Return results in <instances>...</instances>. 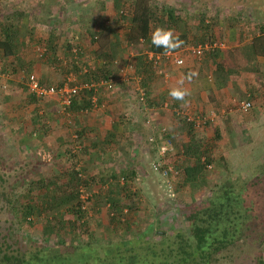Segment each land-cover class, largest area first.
Returning <instances> with one entry per match:
<instances>
[{
    "label": "rangeland",
    "instance_id": "1",
    "mask_svg": "<svg viewBox=\"0 0 264 264\" xmlns=\"http://www.w3.org/2000/svg\"><path fill=\"white\" fill-rule=\"evenodd\" d=\"M153 1L149 0L151 5L156 4ZM203 1L158 0V2H166V5H175L182 14H186L185 28L190 34H186L188 44L185 46L187 47L179 48L182 63L175 66L162 62L163 72L159 74L156 72L157 69L151 68L156 77L150 86L152 96H148L156 102L152 106L148 105L151 109L144 110L138 102H135L137 105L133 103L137 95L134 88L140 80L138 76L124 85L126 87L122 90L119 86L124 81H115L114 86L105 92L101 86H98L94 96L102 100L103 106L99 107L100 103L97 104L98 106H94L91 113L94 114L103 109L110 115L113 111H109L107 106L112 109L113 102L116 108L121 110L119 114L122 118L130 119L128 121L130 123L127 122L128 124L125 123V125H133V130L130 131L127 127L128 131H124L127 135L122 138L124 141L118 139L112 149L102 155L93 154L91 150H88L89 138L84 137L82 145L87 148V151L83 158L75 149L78 145L72 132L67 129L58 97H44L40 100L36 99L35 102H29L26 91H23L25 88L22 89L23 85L25 86L23 78L26 73L31 72L44 85L55 86L62 83L66 77L74 79L70 84L82 83L81 80L78 81L81 71L74 72L72 68L65 71L53 61L44 60L42 52L46 47L44 37L47 32L55 33V39H60L57 40L55 49L56 61H65L64 43L71 41L80 45L79 62L85 68L98 59L99 54L96 56L99 52L98 45H106L104 41L112 39L110 36L114 32L118 37L115 56L126 67V74L131 75L135 52L120 37L124 22L116 25L117 10L115 11L112 7V0H43V3L41 0H0V25L11 21L22 34L17 58L0 61L6 68L18 69L17 73H10L9 70L0 72V233L4 230L9 233L13 231L24 244L35 242L42 245L43 243L47 247H57L69 241L96 243L114 239L116 233L112 232L107 223V209L103 202L104 189L107 184L117 187L121 182L120 171L124 169H132L135 172L131 187L136 193L133 199L137 206L132 215L130 214L132 219L130 232L144 228L148 222L152 223L153 228L168 234L173 230V225L183 226L180 208L185 204L184 201L188 200V188H178L174 185L175 178L168 179L167 176L159 175L151 169V163L157 153L152 143L148 142L149 135L155 136V139H169L172 149L162 156V161L171 166L182 158L180 152L182 142L194 140L205 146L213 161L211 165L205 166L208 186L215 183L218 176L229 170L238 175H248L250 166L264 157V64H260V60L259 71L242 73L236 77L235 82L231 83L232 87L224 88L214 82L213 67L208 56L194 58L187 49L196 42L191 37L197 30L196 16L199 13L204 15L203 21L210 27L207 32L208 39L223 42L225 48L241 44L242 41H238L240 38L249 39L251 29L249 26H243L241 37L236 27L225 28L224 21L221 24L216 21L217 16L214 12L218 14L220 10H223L224 14L230 12L216 7L214 2L203 4ZM234 1L223 0V5L233 6ZM100 29L103 33L99 36V43H102L95 44L88 31L99 33ZM153 48L155 52L152 54L164 52L163 47L153 46ZM150 54V52L147 53V60ZM20 64L29 65V70L20 72ZM193 73L195 75H190ZM182 78L184 83L181 85L179 81ZM133 84H135L134 88L131 86ZM173 88L188 90L190 95L185 98L187 103L174 100L169 95ZM105 98L107 99L104 103ZM111 99L112 102H110ZM238 99H248L251 108L246 112L237 110L236 100ZM128 102L137 106V114L131 115ZM162 102H166L167 106H163ZM48 107L53 114L51 119L57 117L60 119L58 122L61 124L60 130L42 131V116L45 115L44 110ZM179 108L183 111L181 115L185 120L188 116L187 121H190L192 115L196 118L191 127V133L187 132L185 122L179 119L182 116L174 114V109ZM113 113L117 116V112ZM154 116H156L155 119H153ZM158 122L161 125H157L160 124ZM214 128H218L220 135L217 140L213 138ZM126 143L136 145L140 149L137 153L129 152L130 149L127 148ZM42 151H47L51 157L42 158ZM94 160L98 162L95 163ZM102 162H105L107 172L105 177H102V183L89 186V193L93 194V200L85 211L86 225L79 228L75 234L71 235L67 231L58 237L53 234H43L42 218L32 216L31 224L23 225L9 208L12 203L8 200L13 202L14 199H18L23 192L24 180L28 178L40 176L54 178L55 173L57 175L65 173L71 168L74 171L78 170L81 174L93 175L98 182L96 166ZM62 177L59 176L60 181L58 177H55L56 182H62ZM206 189L207 187L202 186L199 190H193V196H199L200 192ZM61 218L67 220L71 219V216L62 215ZM251 254L242 253V255L237 254L238 256L235 254L236 259L229 264H255Z\"/></svg>",
    "mask_w": 264,
    "mask_h": 264
},
{
    "label": "trees",
    "instance_id": "2",
    "mask_svg": "<svg viewBox=\"0 0 264 264\" xmlns=\"http://www.w3.org/2000/svg\"><path fill=\"white\" fill-rule=\"evenodd\" d=\"M208 2H214L216 7L230 12L225 13L224 18L221 17V14H224L223 10H220L219 14L214 12L217 16L216 21L219 24L224 21L225 28L236 27L241 37L243 26H249L251 29L249 39L238 40L242 41L241 44L210 50L204 54L212 63L214 82L220 87H232L231 83L235 82L237 76L259 71L260 60V64H264V0H235L234 5L228 7L223 5V0H204L203 4ZM153 3L157 5H151L149 0H112V7L115 11L117 10L116 25L124 22L120 37L135 52L130 76L139 77L138 88L143 93V101H138L137 96L134 101L138 102L141 108L146 109H151L150 106L156 103L148 98L150 86L156 79L155 72L151 69L154 65L147 60V53L155 52L151 42L152 32L157 28L172 29L174 35L184 41L182 46L188 44L186 34H190L185 28V13L182 14L175 5H166V2L154 0ZM196 17L197 30L191 38L197 43L194 42L193 46L211 40L208 39L207 32L210 27L203 21L204 15L199 13ZM88 33L96 44L99 43V36L103 32L100 29L99 33L92 30ZM54 34L48 33L46 47L42 52L44 60L53 61L65 71L71 68L74 72L80 71L81 51L76 62L70 57V49L73 46L79 48L75 42L64 43L63 55L66 59L62 62L56 61L55 49L58 39H55ZM21 36V32L11 21L1 23L0 61L17 58L19 46L22 43ZM110 37L112 39L104 41L108 47L98 45L99 52L96 54V56L99 54L98 59L93 61L92 65L81 73V76L79 75L78 81L91 83L107 79L109 76H117V70L123 67L121 60L115 56L118 37L114 32ZM114 60H118V65L114 63ZM8 70L10 73L18 72V69L6 68L0 62V72L4 73ZM19 70L20 72L28 71L29 65L20 64ZM61 84L60 82L55 87ZM22 89L26 91L29 102L36 101L24 85ZM95 94L96 91L93 88L76 90L70 96L69 104L64 110L68 113L69 130L78 145L75 149L83 158L88 146L96 148V153L102 155V153L107 154L118 141L115 133L108 131L102 141H95L92 134L93 143L91 142L87 148L82 145L83 138L88 137L91 130L85 124L80 125L79 118L81 113H91L94 106H98L97 104L100 103L98 98L95 105L90 102L91 96ZM119 117L122 118L121 114ZM120 119L121 124L130 123L129 118ZM179 119L185 122L187 132L191 133V127L196 120L194 115L190 121L185 120L183 116ZM115 126L112 124V128ZM132 126L130 124V128L128 127L130 131L133 130ZM213 135L214 140L219 139L218 128H214ZM206 149L194 140L182 142L180 144L182 158L172 164V170L167 174L168 179L175 178L174 185L178 188L187 187L189 194L188 200L184 201L185 204L180 208L183 226L173 225L170 234L161 233L160 230L153 228L151 222H148L144 228L130 232L132 227L130 214L132 215L137 206L133 199L136 193L131 187L135 172L132 169H124L120 171V184L117 187L107 184L104 189L103 202L107 209V223L112 232L116 233L114 239L96 243L69 241L57 247H47L43 243L42 245L35 242L24 244L12 230V233L4 232V230L0 233V264H229L242 253H252L255 264H264L262 260L264 257V157L253 165L254 168L250 166L248 175H238L229 170L218 176L216 182L208 186L205 166L211 165L213 161ZM106 172L105 162H102L96 166L98 182L93 175L81 174L78 170L74 171L71 168L65 173L58 175L55 173L54 176L58 177L59 181V176H63L60 183L56 182L55 177L28 178L24 180L23 192L18 199H14L13 202L8 200L12 203L9 208L23 225H30L32 216L42 218L43 234H53L57 237L65 231L71 235L75 234L79 228L86 225L85 211L93 200V194L89 193V186L102 183V177H105ZM202 186L207 189L194 197L193 190H199ZM81 189L87 194L84 201L80 198ZM62 215H70L71 219L63 220Z\"/></svg>",
    "mask_w": 264,
    "mask_h": 264
},
{
    "label": "built area",
    "instance_id": "3",
    "mask_svg": "<svg viewBox=\"0 0 264 264\" xmlns=\"http://www.w3.org/2000/svg\"><path fill=\"white\" fill-rule=\"evenodd\" d=\"M225 48V45L223 42L217 41V40H210L206 41L204 43L197 44L195 46H191L190 48H187L190 55L194 58H199L203 56L205 53L209 52L210 50L214 49H223ZM80 54V49L76 46H73L70 49V57L72 60H77ZM152 54V53H151ZM148 57V60L154 65L155 70L157 69V73L163 72V69L161 67L162 62L165 64L166 62L169 64H173L175 66H179L182 63V58L179 55V50L174 51L170 55H164L162 54H152ZM114 63L118 65V60H114ZM80 71L81 73L86 71V68L80 65ZM165 75V74H164ZM134 77H131L130 75L126 74V67H120L117 70V76L111 77L109 76L107 79H101L98 82H83L80 84H70L71 81H74V79L66 77L65 80L62 82V84L59 87H55L52 85H44L41 84L36 75L33 73H26L24 75V84L26 87L27 92H29L31 95H33L37 100H40L44 97H52L56 96L58 97L61 105V110L64 112L65 107L69 104L70 96L73 95L76 90L82 89V88H95L97 86H102L106 90H110L113 86L115 81H131ZM137 87V86H136ZM137 100L142 102L143 101V93L137 89ZM96 97L94 95L91 96L90 102L95 105ZM236 107L237 110L241 112H246L251 108V103L248 100H239L236 101ZM163 106H167L166 102L162 103ZM146 110V108H143ZM175 114H183L182 110L174 109ZM188 118V116H187ZM186 118V120H187ZM162 131V130H161ZM148 142L152 143L154 146L157 155L154 158V161L151 163V169L156 172L159 175L167 176L169 172L172 170V166L168 164H164L162 161V156L170 151L172 149L171 142L168 138H159L155 139V136L149 135L147 137ZM87 194L83 191V189L80 190V198L82 201L86 198ZM84 207V205H82Z\"/></svg>",
    "mask_w": 264,
    "mask_h": 264
},
{
    "label": "crops",
    "instance_id": "4",
    "mask_svg": "<svg viewBox=\"0 0 264 264\" xmlns=\"http://www.w3.org/2000/svg\"><path fill=\"white\" fill-rule=\"evenodd\" d=\"M41 3H43V0H41ZM93 3V2H92ZM90 4V3H89ZM222 13V12H221ZM221 17H225V14H221ZM47 36H48V32L45 34V37H44V42L46 43V39H47ZM58 40H60V39H58ZM80 46V45H79ZM122 83V82H121ZM120 83V84H121ZM127 84H129V81H127V82H123V84H121V86H119L120 88H121V90H122V88L124 87H126V86H124V85H127ZM133 85H135V84H133ZM133 85H131L132 86V88H134V86ZM131 86H130V88H131ZM98 87V86H97ZM97 87H95V88H93L95 91H96V89H97ZM101 89L105 92V91H107L106 89H104L102 86H101ZM136 91H137V89H138V85H137V87H135L134 88ZM126 91V90H125ZM124 92V91H123ZM96 93H97V91H96ZM137 93V92H136ZM165 93H167V92H165ZM207 93V92H206ZM104 94H102V96H103ZM150 95L152 96V94H149V97H150ZM96 97V96H95ZM104 97V96H103ZM97 99V98H96ZM99 99V102H100V105H99V107H101V106H103V104H101V102H102V100H100V98H98ZM106 99L107 98H105L104 99V103L106 102ZM109 100H110V98H108ZM133 99V98H132ZM149 99H151V98H149ZM118 100V99H117ZM153 100V99H152ZM113 100L111 99V101L110 102H112ZM119 102H123V101H119ZM133 103L134 104H136L137 105V103H135V101L133 100ZM133 103H131L130 104V102H128L127 103V105H128V110H129V112H131V115L132 114H137V106L136 105H132ZM164 103V102H163ZM112 109H111V107H108L107 106V109H109V111H113V112H117V116L112 112L110 115H108L107 114V112H105L103 109H101L100 111L98 110L97 112H95L94 114H92V113H88V115H87V112H85L84 114H82L81 113V116H80V118H79V122H80V125H83V124H85V125H87V126H89V128H90V134L88 135V138H89V141H88V145H90V143L92 142L93 143V139L91 138L92 136V134H94V139H95V141H98V142H100V141H102V139L105 137V135L107 134V132L108 131H111V132H114L115 133V135L117 136V138L120 140V141H124V140H122V138H123V136H125V135H127L124 131H128L127 130V127H129L128 125H124V124H121V123H119V119H120V117H119V113H121L120 111L121 110H118L117 108H116V105L112 102ZM139 107V106H138ZM103 110V111H102ZM45 111V115H43L42 116V131H45V130H47V132H49V130L51 129V130H60L61 128H60V126H61V124H59L58 122H60V119L57 117V118H55V119H51V117L53 116V114L50 112V108L48 107L47 109H45L44 110ZM119 111V112H118ZM63 114L65 115V116H63L64 118H65V121H66V123H67V115H68V113H65V111L63 112ZM96 115V116H95ZM56 116H57V114H56ZM110 117H112V118H110ZM155 117L156 116H154L153 117V119H155ZM106 118H108V120H106ZM47 119H49L50 121L48 122V120ZM122 119V118H121ZM120 119V120H121ZM125 119V118H124ZM52 123H53V125H52ZM158 123H160V122H158ZM112 124H114V125H116L115 126V128H112ZM156 124V123H155ZM157 125H161V123L160 124H157ZM43 127H45V128H43ZM130 128V127H129ZM67 129H68V131H70L69 130V127H68V125H67ZM46 132V131H45ZM44 132V133H45ZM43 133V132H42ZM48 134V133H47ZM41 135V134H40ZM87 138V139H88ZM135 141H137V142H139V140H135ZM124 144V143H123ZM127 144V143H126ZM151 147H153L152 145H151ZM127 148L128 149H130V151L129 152H132V153H137V150L138 149H140V148H138L136 145H133V144H127ZM88 150H91L92 152H93V154H96V148H92V149H90V146H89V149ZM144 152V151H143ZM42 158H44V157H51V155H49L48 154V152L46 151V152H44V151H42ZM156 156V155H155ZM155 158V157H154ZM94 162L95 163H97L98 162V160H94ZM263 261H264V257H263V259H262Z\"/></svg>",
    "mask_w": 264,
    "mask_h": 264
},
{
    "label": "clouds",
    "instance_id": "5",
    "mask_svg": "<svg viewBox=\"0 0 264 264\" xmlns=\"http://www.w3.org/2000/svg\"><path fill=\"white\" fill-rule=\"evenodd\" d=\"M151 42L152 44L159 48H164V55H170L172 54L176 49H179L183 44L184 41L179 38V36L174 35V31L172 29H163V28H157L154 32L151 34ZM195 75V73L190 74ZM179 83L182 85L184 83L183 78L179 81ZM169 95L174 99L178 101H184L187 103L185 98L190 95L187 89L183 88H173Z\"/></svg>",
    "mask_w": 264,
    "mask_h": 264
},
{
    "label": "water",
    "instance_id": "6",
    "mask_svg": "<svg viewBox=\"0 0 264 264\" xmlns=\"http://www.w3.org/2000/svg\"><path fill=\"white\" fill-rule=\"evenodd\" d=\"M162 233V232H161Z\"/></svg>",
    "mask_w": 264,
    "mask_h": 264
}]
</instances>
